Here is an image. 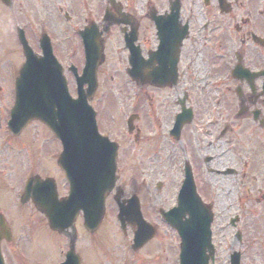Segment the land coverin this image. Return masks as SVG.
<instances>
[{"label": "flooded vegetation", "instance_id": "obj_1", "mask_svg": "<svg viewBox=\"0 0 264 264\" xmlns=\"http://www.w3.org/2000/svg\"><path fill=\"white\" fill-rule=\"evenodd\" d=\"M7 9L13 33L21 30L32 50L37 33L51 36L57 30L59 38L74 39L77 71L83 62L78 34L92 27L100 36L104 61L89 103L97 131L116 146L121 188L139 177L147 198L153 195L163 205L170 183L175 204L189 177L211 215L213 262L222 257L228 264L233 254L241 260L254 246L262 255L264 0H0V14ZM58 43L52 48L65 71L71 49L60 50L66 42ZM7 156L0 160L12 175L0 185L3 263L52 264L34 255L37 246L45 255L49 244L39 237L40 225L61 240V256L72 231L59 235L41 224L32 190L19 203L34 163L20 175L16 167L11 171ZM7 182L12 193L6 192ZM2 249L14 257L6 261Z\"/></svg>", "mask_w": 264, "mask_h": 264}, {"label": "water", "instance_id": "obj_2", "mask_svg": "<svg viewBox=\"0 0 264 264\" xmlns=\"http://www.w3.org/2000/svg\"><path fill=\"white\" fill-rule=\"evenodd\" d=\"M88 47L89 45L85 52L83 82L88 81L89 73L94 74L100 61V56ZM26 52V62L16 83L15 103L11 114L13 130L17 132L27 122L37 119L60 140L62 152L57 165L70 185L67 205H73L75 200L82 202L83 206L86 205L83 225L89 231H94L104 213V198L115 181V153L106 140L97 135L93 115L85 101L71 100L68 97L59 69L49 58L48 50L44 61L37 60L29 51ZM115 201L119 207L118 219L122 222L126 218L138 227L132 246V249L136 250L147 242L154 232L144 227L137 205L129 203L126 207L122 206L117 197ZM47 203L58 210L64 206L61 202ZM187 207L183 204L162 213L163 219L180 237V264H207L205 251L209 249V245L205 215L198 208L189 211ZM185 214L189 218L182 221ZM46 216L53 229H59L61 222L65 221L69 226L73 221V215L69 213H52ZM70 258L73 260L72 264H75V261L78 263L77 257L70 253L64 264H70ZM231 264H238L237 258L232 260Z\"/></svg>", "mask_w": 264, "mask_h": 264}, {"label": "rangeland", "instance_id": "obj_3", "mask_svg": "<svg viewBox=\"0 0 264 264\" xmlns=\"http://www.w3.org/2000/svg\"><path fill=\"white\" fill-rule=\"evenodd\" d=\"M20 2L21 0H16V3ZM22 3H24V1ZM4 21L5 15L2 13L0 14V87L2 86L4 94L9 95L10 87H8L7 80L12 73H17L19 71L21 66V56L17 43L13 39L12 33L9 31V27L4 24ZM53 31L56 32H52L50 35L57 44L58 48V44H60L58 41L61 40L63 42L64 39H67L65 36L68 35H64L59 38V36H57L59 35V32L57 30ZM69 44L70 42H66L59 49L64 50L65 48L73 47ZM76 54V52H71L69 55L74 58L76 57ZM75 59H77V57ZM70 88L73 91V83ZM11 99L5 106H3L4 110L2 111H5L6 108L8 109ZM1 115L2 114H0V116ZM1 138L7 141L5 133H1ZM9 144L16 150H20L18 154H15L14 151H10L9 149L5 150V146L0 145V160L8 158L7 155H9L10 159H12L10 163L12 165L11 171H13V168L16 167V171H19L20 174L23 172L22 169L26 167L25 165L31 160L34 161V169H37L38 163L45 164L50 168L47 174L56 181L59 190L62 192L64 191L66 186L63 182L64 180L62 179V175L55 170V165L53 164L54 159L59 153L58 143L47 133V131H45V129L34 123L20 135L17 141H9ZM0 169V177H2V179H0V185H3L11 178L12 175L4 173L1 163ZM38 170L40 172L43 171L41 165ZM6 184L9 185L6 188V192L9 191L12 193L13 184L10 182H7ZM142 185L143 183L140 178L136 177L135 180H133L131 184L125 188L126 192H124V196H128L133 190L140 192L141 197L144 199L142 200V212L146 211V215L148 217L150 216L148 210L151 203L153 204V201L158 207L163 209L172 205L173 199H170V183L166 186V189L167 187L169 188L168 194L165 195L164 191L160 193L165 195L163 196V205H161L162 202L157 200V198L153 195H150L151 198L148 199L144 188L141 187ZM115 214L116 210L110 197L107 198L105 202L104 217L96 233L92 235L87 234L81 228L78 220L75 222V251L80 255L82 264H177V238L172 231L160 222H158V224L156 223V234L154 238L136 253L137 256H130L132 255V252L129 250L131 239L130 233L127 232L126 236L121 234L115 220ZM154 217L157 218V215H154ZM42 223L46 228L44 221H41V224ZM40 227V230H38L39 237L49 239V244L45 255L42 254V249H38L39 246H37L34 255L40 257L38 259L45 262H56L61 259V253L64 251L61 240L59 241L55 235L53 236L51 234L53 237L52 239L51 235L46 233L42 225H40ZM44 246H46V243H44ZM257 249L258 248L255 246L251 247L246 255L240 260V264H264V248H261V253L263 252L262 255L256 253ZM2 251L3 256L5 255L6 257V261L10 256L14 257V254L10 251L5 252V249H2ZM24 253L27 258L28 253H26L25 250ZM213 264H225L224 259L222 257L216 258Z\"/></svg>", "mask_w": 264, "mask_h": 264}]
</instances>
